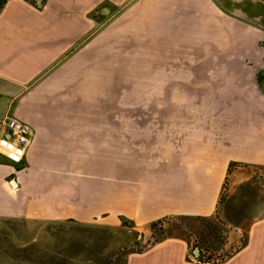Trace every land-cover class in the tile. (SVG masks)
<instances>
[{"label": "crops", "instance_id": "crops-1", "mask_svg": "<svg viewBox=\"0 0 264 264\" xmlns=\"http://www.w3.org/2000/svg\"><path fill=\"white\" fill-rule=\"evenodd\" d=\"M106 1L0 9V218L210 216L230 167L264 168V0H128L89 31ZM6 114L33 128L20 161ZM260 199L236 253L190 258L167 236L125 264H264Z\"/></svg>", "mask_w": 264, "mask_h": 264}, {"label": "rangeland", "instance_id": "rangeland-1", "mask_svg": "<svg viewBox=\"0 0 264 264\" xmlns=\"http://www.w3.org/2000/svg\"><path fill=\"white\" fill-rule=\"evenodd\" d=\"M127 1L108 0L89 10L93 16L89 31L99 28ZM262 193L264 168L239 165L230 167L218 209L210 216H165L147 225L123 220L117 226L68 219L0 218V264H125L129 252L167 236L186 237L190 258L215 263L242 248L254 219L251 212L260 206ZM229 230L238 235L225 247Z\"/></svg>", "mask_w": 264, "mask_h": 264}, {"label": "built area", "instance_id": "built-area-1", "mask_svg": "<svg viewBox=\"0 0 264 264\" xmlns=\"http://www.w3.org/2000/svg\"><path fill=\"white\" fill-rule=\"evenodd\" d=\"M2 121L8 134L9 157L20 161L32 142L33 128L29 123L12 114H6Z\"/></svg>", "mask_w": 264, "mask_h": 264}, {"label": "trees", "instance_id": "trees-1", "mask_svg": "<svg viewBox=\"0 0 264 264\" xmlns=\"http://www.w3.org/2000/svg\"><path fill=\"white\" fill-rule=\"evenodd\" d=\"M6 0H0V7L4 4Z\"/></svg>", "mask_w": 264, "mask_h": 264}, {"label": "water", "instance_id": "water-1", "mask_svg": "<svg viewBox=\"0 0 264 264\" xmlns=\"http://www.w3.org/2000/svg\"><path fill=\"white\" fill-rule=\"evenodd\" d=\"M40 0H37V2H39ZM197 251V250H196Z\"/></svg>", "mask_w": 264, "mask_h": 264}]
</instances>
